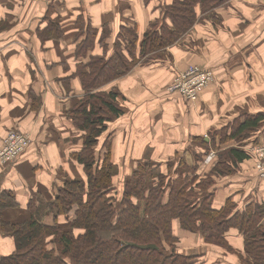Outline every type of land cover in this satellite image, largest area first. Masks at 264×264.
I'll use <instances>...</instances> for the list:
<instances>
[{
    "label": "crops",
    "instance_id": "0c3cea01",
    "mask_svg": "<svg viewBox=\"0 0 264 264\" xmlns=\"http://www.w3.org/2000/svg\"><path fill=\"white\" fill-rule=\"evenodd\" d=\"M175 3L0 0V150L11 131L25 133L31 141L19 158L4 165L0 162V195L11 193L18 204L5 211L3 220L25 221L35 196L51 201L66 180L86 179L83 166L75 160V153L84 148L86 132L74 123V115L93 92L84 89L77 66H84L91 55L114 53L115 48L128 55L126 39L133 41L130 52L138 60L128 74L94 90L117 93L119 114L106 112V130L99 137L98 149L110 148V161L117 170L114 183H121L120 192L139 164L160 165L163 173L173 162L175 169L182 160L195 165L194 154L207 149L200 139L211 142L209 131L240 115L244 120L247 115L264 113V0H223L208 13H202L198 5L195 11L200 20L190 31L141 59L145 35L164 25L172 27L169 12ZM90 29L94 30V47L84 44L80 52L79 45L89 37ZM196 63L215 70L216 76L198 102L189 103L171 95L168 88L175 76ZM254 135L239 146L247 153L256 140L264 143V121ZM219 141V151L238 148L233 141L229 145ZM213 150L198 164L200 179L215 168L217 161L206 160ZM255 166L249 158L237 163L232 174L214 178L213 208H222L228 199L240 211L264 204V178ZM173 230L179 240L177 251L194 257L196 264H239L233 253L206 243L204 234L182 229L179 220L173 222ZM227 241L245 256L242 234L233 230ZM14 250L13 238L0 234V257Z\"/></svg>",
    "mask_w": 264,
    "mask_h": 264
},
{
    "label": "trees",
    "instance_id": "16d2710c",
    "mask_svg": "<svg viewBox=\"0 0 264 264\" xmlns=\"http://www.w3.org/2000/svg\"><path fill=\"white\" fill-rule=\"evenodd\" d=\"M222 2L176 0L169 12L172 27L164 25L145 35L141 59L162 51L190 31L200 20L196 6L208 13ZM93 36L94 30L90 29L89 37L79 45L80 52L84 44L88 49L94 47ZM126 41L128 55L115 48L114 53L91 55L84 66H77L76 74L84 89L93 92L74 115V123L86 132L84 148L75 153L86 179L66 180L51 201L35 196L28 207L30 217L22 222L2 219L5 211L17 208L18 204L11 193H1L0 234L13 238L15 250L0 257V264H196L194 257L177 251L175 220L186 231L204 234L206 243L239 255L227 241V235L236 230L246 242L241 260L245 264H264V204L249 205L240 211L228 199L222 208L216 209L210 193L214 178L232 174L237 163L251 158L239 146L248 143L258 131L264 113L247 115L241 122L236 120L224 137L209 136L210 143L200 139L207 149L194 154L196 164L187 165L182 160L173 174L172 164L167 166L166 173L160 165L149 161L139 164L116 194L117 170L110 161L111 151L106 145L99 150L98 140L106 130V112L119 114L115 105L117 93L94 90L128 74L138 60L130 52L133 41ZM217 136L220 144L234 141L238 148L220 150L215 168L200 179L198 164L210 149H215Z\"/></svg>",
    "mask_w": 264,
    "mask_h": 264
},
{
    "label": "built area",
    "instance_id": "2783aa9c",
    "mask_svg": "<svg viewBox=\"0 0 264 264\" xmlns=\"http://www.w3.org/2000/svg\"><path fill=\"white\" fill-rule=\"evenodd\" d=\"M210 77V72L204 70L201 71L197 68L188 76L183 75V77L179 79V84L189 100L192 99L191 101L196 102L198 100L197 89L205 86L206 84L208 85ZM3 140V146L0 150V162L3 165L8 164L23 155L28 150L31 142L27 134L17 131L9 132ZM248 148L249 154L255 159V168L258 175L261 178H264V145H252ZM213 158L214 154L211 153L206 159L207 163L214 160Z\"/></svg>",
    "mask_w": 264,
    "mask_h": 264
},
{
    "label": "rangeland",
    "instance_id": "374dc122",
    "mask_svg": "<svg viewBox=\"0 0 264 264\" xmlns=\"http://www.w3.org/2000/svg\"><path fill=\"white\" fill-rule=\"evenodd\" d=\"M223 4V2L221 3V5ZM208 17V16H207ZM213 21V20H212ZM214 21H216V19L214 20ZM200 69L201 71L202 70H204V71H208V72H210V74H211V77H210V80L208 81V85L205 87V86H203V87H201V88H199V89H197V99H199V96H200V94L203 92V91H205V89L206 88H208L213 82H214V80H215V77H214V75L216 76V72H215V70H213V71H211L212 69H209V68H207V67H203V66H199V65H197V63L196 64H190L184 71H183V73L181 72L179 75H177V76H175V78H173L172 79V81H171V83H170V85H169V88H170V90H169V88H168V90H169V92H170V94L171 95H177L178 97H180V98H182L183 100H186L187 102H189V103H194L195 101H191V100H189V98L184 94V92H183V90H182V87L180 86V84H179V79L181 78V77H183V75L184 76H188L190 73H192L195 69ZM197 102H198V100H197ZM243 116L242 115H240V117H239V119H238V121L240 122V121H242L243 120ZM235 121V120H234ZM230 122V123H228L227 125H225L224 124V122L222 123V127L221 128H219V129H217V130H212V131H209L206 135L207 136H214V135H216V134H218V135H222L223 137H224V135H227V134H229L231 131V129L233 128V126H234V123L235 122ZM236 124V123H235ZM254 136L255 135H253V136H251V139H253L254 138ZM219 137V136H218ZM217 140L216 141H219V138H216ZM223 139V138H222ZM225 139H223V141H224ZM215 141V142H216ZM250 141V140H249ZM229 142H231V141H229ZM227 143L228 145L230 144V143ZM233 144L232 145H235L236 143L233 141L232 142ZM247 143V142H246ZM246 143H243L242 145H245ZM226 144V143H225ZM255 146H257V145H264L263 143H256V144H254ZM236 146V145H235ZM219 149H220V147L219 146H215V149L214 150H216V151H212V153L214 154V161H218V152H220L219 151ZM249 152V151H248ZM251 156V159H253V160H255L254 158H253V156L252 155H250ZM102 157H104V154L102 155ZM176 161L177 160V157H174L173 158V160L172 161ZM173 164V168H172V172L174 171V169H175V164H174V162L172 163ZM178 168V167H177ZM176 168V169H177ZM175 169V170H176ZM256 169V168H255ZM257 172V171H256ZM114 185H115V187H116V191H117V193L116 194H119V189L121 188V183L120 182H115L114 183ZM179 243V242H178ZM53 247V246H52ZM221 252H223V253H226L227 251H224V250H220ZM235 252H237V253H239L238 252V248H236V250H235ZM227 254H228V252H227ZM234 254V253H233ZM229 255V254H228ZM234 256H236L237 258L235 259V261L236 262H239V264H245L242 260H241V255H235L234 254Z\"/></svg>",
    "mask_w": 264,
    "mask_h": 264
}]
</instances>
